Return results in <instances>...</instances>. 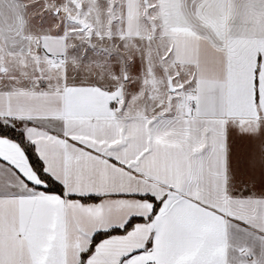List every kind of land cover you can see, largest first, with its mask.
<instances>
[{
  "label": "crops",
  "instance_id": "obj_1",
  "mask_svg": "<svg viewBox=\"0 0 264 264\" xmlns=\"http://www.w3.org/2000/svg\"><path fill=\"white\" fill-rule=\"evenodd\" d=\"M86 1L92 0H60L65 24L78 17L76 10H86L81 8ZM110 1L120 4L119 35L127 45L167 43L170 90L183 101L171 113L142 112L128 101L122 81L111 85L101 81L100 72L73 69L78 62L69 58L65 28L50 32L23 0H0V118L29 122L32 139L57 171L73 148L61 134L78 141L84 174L77 179L86 190L150 193L179 202L170 227L191 241L179 258L264 264V102H256L253 86L258 62L264 71V4ZM242 134L249 149L241 162L236 146ZM0 152L19 159L8 141H0ZM151 207L123 199L112 202L110 211L88 214L85 222L122 226L132 216L146 217ZM148 233V226L136 224L102 251L117 259Z\"/></svg>",
  "mask_w": 264,
  "mask_h": 264
},
{
  "label": "snow or ice",
  "instance_id": "obj_2",
  "mask_svg": "<svg viewBox=\"0 0 264 264\" xmlns=\"http://www.w3.org/2000/svg\"><path fill=\"white\" fill-rule=\"evenodd\" d=\"M253 86L256 102H264V71L259 62ZM30 132L27 121L0 122V141L10 142L19 156L0 152V264H205L179 258L191 243L170 227L172 210L179 202L173 204L167 196L157 198L150 193L86 190L84 181L77 179L84 174V158L77 151L83 146L61 134L73 148L57 171ZM248 149L242 134L236 146L238 161L244 160ZM107 160L115 163L114 157ZM78 182L80 190H76ZM129 198L148 201L151 212L146 217L132 216L122 226L90 227L85 222L88 214L110 211L112 202ZM136 224L148 226L147 239L124 249L117 259L105 257L104 245L127 237Z\"/></svg>",
  "mask_w": 264,
  "mask_h": 264
},
{
  "label": "rangeland",
  "instance_id": "obj_3",
  "mask_svg": "<svg viewBox=\"0 0 264 264\" xmlns=\"http://www.w3.org/2000/svg\"><path fill=\"white\" fill-rule=\"evenodd\" d=\"M23 2L30 12H34L37 22L45 24L48 31L65 28L69 58H76L78 62L74 70L78 67L100 72L103 74L101 81L111 85L122 81L126 84L128 101L135 103L142 112L171 113L183 101L182 94L170 90L172 85L168 76L173 70L167 43L159 39L127 45L119 35L122 21L119 3L114 5L110 0L86 1L81 7L86 10H70L78 17L67 18L65 24V16L58 10L60 0ZM182 71H187L189 76L184 82V88L189 90L191 74L186 69Z\"/></svg>",
  "mask_w": 264,
  "mask_h": 264
},
{
  "label": "built area",
  "instance_id": "obj_4",
  "mask_svg": "<svg viewBox=\"0 0 264 264\" xmlns=\"http://www.w3.org/2000/svg\"><path fill=\"white\" fill-rule=\"evenodd\" d=\"M52 61H56L57 59L55 57H52L51 58ZM61 61L64 62L65 59L62 57L61 58ZM187 105L188 107L191 109V110H195L196 109V103L193 101V100H190L187 102Z\"/></svg>",
  "mask_w": 264,
  "mask_h": 264
},
{
  "label": "trees",
  "instance_id": "obj_5",
  "mask_svg": "<svg viewBox=\"0 0 264 264\" xmlns=\"http://www.w3.org/2000/svg\"><path fill=\"white\" fill-rule=\"evenodd\" d=\"M10 120H15V119H4V118H0V122H3V123H10ZM16 123H20L19 121L15 120ZM19 130V129H18Z\"/></svg>",
  "mask_w": 264,
  "mask_h": 264
}]
</instances>
